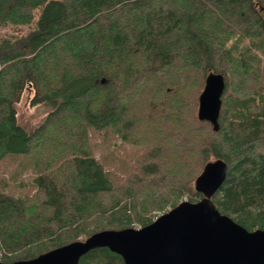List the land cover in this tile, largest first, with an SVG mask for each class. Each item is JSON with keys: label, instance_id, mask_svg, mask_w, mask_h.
Segmentation results:
<instances>
[{"label": "trees", "instance_id": "trees-1", "mask_svg": "<svg viewBox=\"0 0 264 264\" xmlns=\"http://www.w3.org/2000/svg\"><path fill=\"white\" fill-rule=\"evenodd\" d=\"M263 8L264 0H0V30L36 22L0 38V164L20 156L35 175L18 196L0 183V261L143 228L200 201L195 181L218 159L228 171L212 202L245 229L264 230L263 59L229 46H264ZM211 73L225 79L218 132L198 119ZM28 88L33 106L50 108L32 132L15 108ZM78 264L124 261L96 248Z\"/></svg>", "mask_w": 264, "mask_h": 264}, {"label": "water", "instance_id": "water-1", "mask_svg": "<svg viewBox=\"0 0 264 264\" xmlns=\"http://www.w3.org/2000/svg\"><path fill=\"white\" fill-rule=\"evenodd\" d=\"M224 91V76L211 73L199 97L198 119L209 122L214 132L220 129ZM227 171L220 159L206 164L195 181L201 200H185L143 228L100 231L31 260L0 264H78L96 248H108L124 264H264V230L245 229L212 202Z\"/></svg>", "mask_w": 264, "mask_h": 264}, {"label": "rangeland", "instance_id": "rangeland-1", "mask_svg": "<svg viewBox=\"0 0 264 264\" xmlns=\"http://www.w3.org/2000/svg\"><path fill=\"white\" fill-rule=\"evenodd\" d=\"M36 14L38 16L39 11L36 12ZM35 21H37V17L35 18ZM35 23L36 22L31 25L9 27L0 30V38H11L20 35H26L35 29ZM237 41L238 43H236ZM233 45L234 52H237V50L240 49L242 50V48H249V50H246L244 52L245 54H249L250 51L258 53L263 59V61H261V64L264 67V46L260 47L261 44L259 41L252 39H244L239 41L233 39L229 43V46L232 48ZM32 96L33 91L28 88L22 95L20 102L15 105L17 122L28 132H32L34 129L39 127L44 122L47 114L50 111V108L46 105L40 104L33 106L31 104ZM20 158L21 157L18 156V161L9 160V158H7L0 164V183L5 182L4 184L7 185L3 191L6 194H13L18 196L22 193H29L32 189V185L34 183L33 179L35 175H33V173L29 169L26 171H22ZM12 175L14 176L12 177ZM3 179H5L6 181H4ZM19 184H21L22 186H20ZM160 215H162V213L158 214V216Z\"/></svg>", "mask_w": 264, "mask_h": 264}, {"label": "bare ground", "instance_id": "bare-ground-1", "mask_svg": "<svg viewBox=\"0 0 264 264\" xmlns=\"http://www.w3.org/2000/svg\"><path fill=\"white\" fill-rule=\"evenodd\" d=\"M16 101V100H15ZM47 103V102H46Z\"/></svg>", "mask_w": 264, "mask_h": 264}]
</instances>
